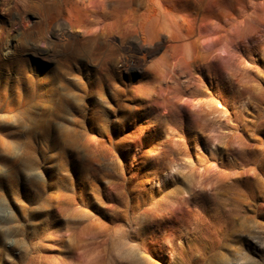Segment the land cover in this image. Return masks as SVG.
I'll use <instances>...</instances> for the list:
<instances>
[{"label": "rangeland", "instance_id": "1", "mask_svg": "<svg viewBox=\"0 0 264 264\" xmlns=\"http://www.w3.org/2000/svg\"><path fill=\"white\" fill-rule=\"evenodd\" d=\"M18 4L0 264H264V0ZM60 8L76 40L46 58Z\"/></svg>", "mask_w": 264, "mask_h": 264}, {"label": "bare ground", "instance_id": "2", "mask_svg": "<svg viewBox=\"0 0 264 264\" xmlns=\"http://www.w3.org/2000/svg\"><path fill=\"white\" fill-rule=\"evenodd\" d=\"M19 1L20 0H0V10L5 14H11L15 10V7L19 6ZM61 12L62 10L60 8L58 14L54 17L48 18L44 16L40 24L44 33L45 43L49 46L48 50H42L46 58L55 56V50L58 48L59 44H66L67 42H71L72 44L76 40V34L71 33L60 21ZM46 34H49L50 39L45 36Z\"/></svg>", "mask_w": 264, "mask_h": 264}]
</instances>
